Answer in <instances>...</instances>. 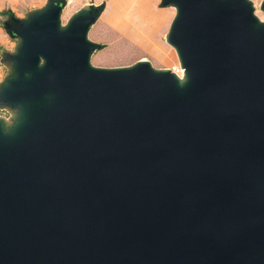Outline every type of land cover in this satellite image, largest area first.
<instances>
[{"label":"water","instance_id":"obj_1","mask_svg":"<svg viewBox=\"0 0 264 264\" xmlns=\"http://www.w3.org/2000/svg\"><path fill=\"white\" fill-rule=\"evenodd\" d=\"M160 5L181 84L90 66L97 8L10 28L0 264H264V24L247 0Z\"/></svg>","mask_w":264,"mask_h":264},{"label":"rangeland","instance_id":"obj_2","mask_svg":"<svg viewBox=\"0 0 264 264\" xmlns=\"http://www.w3.org/2000/svg\"><path fill=\"white\" fill-rule=\"evenodd\" d=\"M247 1L258 21L264 23L262 0ZM50 3L60 6V28L83 8L98 9L85 35L87 42L98 46L89 53L88 62L92 67H129L140 60L147 61L156 70L178 64L174 49L166 42L174 8L162 7L160 0H0V89L13 75L10 56L19 46V39L11 34L10 28L17 22L27 21ZM0 117L5 119L2 125L8 131L17 119V111L0 104Z\"/></svg>","mask_w":264,"mask_h":264},{"label":"bare ground","instance_id":"obj_3","mask_svg":"<svg viewBox=\"0 0 264 264\" xmlns=\"http://www.w3.org/2000/svg\"><path fill=\"white\" fill-rule=\"evenodd\" d=\"M250 6H251V3H250ZM251 8H252V6H251ZM83 11L85 10L84 8L82 9ZM252 15L255 17V15H254V13H253V8H252ZM255 19L257 20V22L258 23H260V24H264V23H261V22H259L258 21V19L255 17ZM261 20V19H260ZM140 61H142V60H140ZM159 70H164V71H170V69H159ZM182 70V69H181ZM180 77H182V78H180ZM176 78L178 79V82L181 84L182 82H183V75L181 74L180 76H176ZM0 122H2V123H4L5 122V119L4 118H1L0 117Z\"/></svg>","mask_w":264,"mask_h":264},{"label":"built area","instance_id":"obj_4","mask_svg":"<svg viewBox=\"0 0 264 264\" xmlns=\"http://www.w3.org/2000/svg\"><path fill=\"white\" fill-rule=\"evenodd\" d=\"M169 69H170V72L173 73L175 76H180L182 74V70L180 69L178 64L176 66H172Z\"/></svg>","mask_w":264,"mask_h":264}]
</instances>
